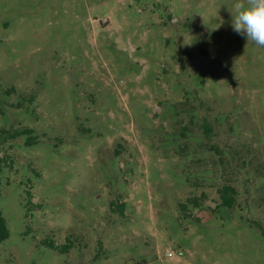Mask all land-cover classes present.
<instances>
[{
  "label": "rangeland",
  "instance_id": "obj_1",
  "mask_svg": "<svg viewBox=\"0 0 264 264\" xmlns=\"http://www.w3.org/2000/svg\"><path fill=\"white\" fill-rule=\"evenodd\" d=\"M242 2L0 0V127L40 134L0 147V264H264V47L232 28Z\"/></svg>",
  "mask_w": 264,
  "mask_h": 264
},
{
  "label": "trees",
  "instance_id": "obj_2",
  "mask_svg": "<svg viewBox=\"0 0 264 264\" xmlns=\"http://www.w3.org/2000/svg\"><path fill=\"white\" fill-rule=\"evenodd\" d=\"M13 90H14L13 87L8 88L5 90V93H10ZM186 127L187 126L184 125L183 129H186ZM202 127H203V130L206 136L208 137L210 133V126L206 118H203ZM181 135H184V132H181ZM39 136L40 134L37 133L34 128L29 127V126H21V127H16V128L0 127V147L5 143L9 144L13 140L20 138V137H24L23 143L25 146L37 145L40 141ZM211 147H212L211 149H215V153L220 159V164L225 169V172L229 173V174L227 173L228 175L226 174L228 179H224V183L219 188H217V193L220 198L219 206L230 209L236 205V189L232 183L233 180L231 177L232 176L231 172H233L232 170L233 164L230 158H228V154L221 147H218V148L215 146H211ZM231 157L232 159H235V156H231ZM237 159L239 160V162L246 163L243 159H240L239 157ZM11 163H12L11 155L6 151H4V153L0 152V178L2 174L4 173V171H10V172L12 171ZM31 188L32 186L28 185V188L25 189L26 198L28 201H30L31 199ZM262 199L264 200V197ZM113 205H114V201L110 200L109 202L110 208L114 207ZM188 205H191L195 208L199 207L201 205L200 197L192 196V197L187 198L186 202H179L178 208L180 212L181 213L186 212L188 210ZM115 210L118 213H122L117 205H115ZM262 234L264 236V227L262 228ZM8 236H9L8 226L0 210V243L6 238H8ZM44 243L48 247L58 250V251L67 252L71 247V242L68 239H67V243L63 245H56L53 240H47V241L45 240Z\"/></svg>",
  "mask_w": 264,
  "mask_h": 264
},
{
  "label": "clouds",
  "instance_id": "obj_3",
  "mask_svg": "<svg viewBox=\"0 0 264 264\" xmlns=\"http://www.w3.org/2000/svg\"><path fill=\"white\" fill-rule=\"evenodd\" d=\"M233 30L258 47H264V0H244L231 12Z\"/></svg>",
  "mask_w": 264,
  "mask_h": 264
}]
</instances>
